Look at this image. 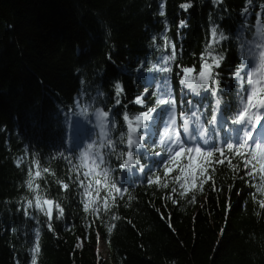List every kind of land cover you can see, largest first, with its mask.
I'll return each mask as SVG.
<instances>
[{"label": "trees", "instance_id": "trees-1", "mask_svg": "<svg viewBox=\"0 0 264 264\" xmlns=\"http://www.w3.org/2000/svg\"><path fill=\"white\" fill-rule=\"evenodd\" d=\"M262 27L264 0H0V264H31L37 233V264H264V209L258 202L264 191H257L264 173L257 161L245 168V156L226 149L236 143L231 130L238 126L231 120L248 87L234 73L248 47L259 42L256 30ZM213 28L227 39L213 44ZM210 44L213 54L224 57L214 69L216 96L181 84L183 69L199 72L202 55L211 63ZM172 45L175 59L165 65ZM164 66L171 70H158ZM165 85L175 100L177 125L183 114L190 128L198 122L208 130L207 143L184 137L187 146L224 148V156L193 153L189 161L185 154L166 175L167 146L159 139L172 109L161 106L152 131L136 133L145 144L131 149L139 163L122 169L129 150L124 116L156 107ZM137 97L144 103L137 104ZM78 108L87 122L81 146L69 128ZM97 110L109 112L106 135L91 120ZM213 115L216 122L209 123ZM108 139L113 148H100ZM89 143L103 156L100 168L82 158ZM201 168L207 171L201 174ZM102 169L122 189L119 195L103 182ZM157 176L159 184L150 185ZM180 184L189 189L183 197ZM37 197L44 212L35 207ZM45 199L53 201L51 219ZM98 237L109 249L106 261L95 252Z\"/></svg>", "mask_w": 264, "mask_h": 264}, {"label": "snow or ice", "instance_id": "snow-or-ice-1", "mask_svg": "<svg viewBox=\"0 0 264 264\" xmlns=\"http://www.w3.org/2000/svg\"><path fill=\"white\" fill-rule=\"evenodd\" d=\"M182 8L187 10L190 7L189 4L181 5ZM160 15L163 16V5H161V12ZM181 26H184V21H181ZM211 34L213 37V44H218L221 41L227 39V37L220 33L217 28H213L211 30ZM256 35L259 39V42H253L244 53V59L242 61V65L237 71L234 73V77L241 82L242 85L246 84L248 87L244 89L243 95V105L242 108L238 111V113L234 116L231 120V123L237 125L236 129H232L231 131L236 134V143H227L226 149L228 152H233L236 155H243L245 156L244 160V167L247 168L252 161H257L260 166V173H264V140L258 139L254 134L257 132L258 128H264V125H261V120L264 119V27L258 28L256 30ZM155 37H153V42L155 43ZM165 41L167 42V37H164ZM213 44H210L208 47V57L211 58V63L209 60L206 59L202 55V59H204V63L201 66L199 72L195 75H191L193 73V69H183L184 77L181 79V84L184 85L187 89L191 90L192 92L199 94L200 90L211 92L213 96L217 95L216 89L214 85L216 84V76L218 73L214 71L215 68H219L221 62L223 61L224 57L222 55L213 54L214 48ZM173 51L170 56H165L164 64L167 65L170 61L175 59V46L172 45ZM247 69V71H245ZM159 71L168 72L171 69L167 66L160 67ZM116 88V95L119 96L123 92L122 86L117 83L115 85ZM147 92V89H145ZM137 104L144 103V97H137L136 101ZM117 103H120L117 100ZM161 106H169L172 111L169 112L168 121L165 124L164 130L160 133L159 144L162 146H167L166 151L168 153V158L164 163L165 166V174L172 172L173 169L170 167L173 163L179 165L180 158L187 154V158L189 161L193 159V153H198L201 156L211 158L214 153H220L223 157L225 153L224 148H213L212 150H203L200 146H187L184 137H188L190 139H197V137L204 140V143H207V136L208 130L202 129L198 122L194 128H190V124L192 123L189 118L184 117L181 114V119L183 123L179 126L177 125V116L175 114V100L171 97L170 90L165 85L157 95L156 98V107H150L147 111L141 113L134 118H129L126 114L124 116L125 121L128 122V135H127V146L128 151L123 155L126 156V159L123 160V163L120 165L122 169H131L133 165L138 164L139 161L134 158L133 153L131 151L132 148L136 149H144L145 144L142 143L144 141L143 135H136V133L140 129H148L150 127V121L153 119L155 113H157V109ZM220 100H216V107L219 109ZM193 117L196 116V113L192 114ZM109 118L108 111H96V119L100 123L102 130L104 129L105 121ZM216 116L213 115L212 121L209 123L216 122ZM198 120V118H197ZM115 126V125H113ZM242 133V134H241ZM102 135H106L103 133ZM249 142H252L251 144ZM248 147L247 153H243L241 150L245 147ZM100 148H113V142L111 139L107 140V143H101L99 145ZM82 158L85 161H91L97 168H100V165L104 163L102 154L96 150L93 143H89L87 148L84 152H82ZM154 155L161 156L162 152H155ZM250 158V159H249ZM223 160H217L216 163H223ZM206 164L211 163V160H206ZM230 163V161H229ZM189 169H192V165H187ZM181 172L184 171L183 168L179 169ZM47 171V170H45ZM140 171H143V167L140 168ZM201 174L205 173L207 169L201 168ZM253 171H255V165H253ZM247 175L251 176L253 174L252 171L247 172ZM38 175V173H37ZM88 175V173H85ZM99 175L102 176L103 182L108 186V189L114 192L116 195H119L121 192V188L117 187L116 183H113L109 180V170H101ZM160 177L157 176L155 180L149 179L148 183L151 185L152 183L159 184ZM181 179L180 176H176L175 180L179 182ZM208 179H212L209 175ZM262 182V187L258 188L257 191H264V175L260 177ZM97 184L101 183V180L96 181ZM163 187H167V184H163ZM203 182L200 184V189L202 190ZM29 189H32V180L29 179L28 181ZM65 187H67L65 185ZM180 187L184 189V191L180 192L179 195L181 197L188 194L189 189L184 187V184H180ZM192 189H197V184H192ZM126 191V189H124ZM172 192H176V188L172 189ZM116 195L112 196L113 202L116 199ZM255 199V196L253 197ZM40 197L36 198L35 207L39 210L44 212V208L40 203ZM195 201V195L192 196V202ZM44 204L51 205L53 201L45 199L43 201ZM173 203H176L174 200ZM28 206L31 208L33 206L32 201H28ZM59 207V205H57ZM107 208V205L105 206ZM259 207L264 209V200L259 201ZM85 211L89 210V205L85 203L84 205ZM96 209H93L95 211ZM27 215V211H25ZM62 214V212H61ZM45 215L49 216L51 219V209L45 212ZM114 219H118V217H114ZM109 232L112 231V228L108 229ZM39 233H37V243L32 248V258L31 264H37V257L40 253V246H39Z\"/></svg>", "mask_w": 264, "mask_h": 264}, {"label": "rangeland", "instance_id": "rangeland-1", "mask_svg": "<svg viewBox=\"0 0 264 264\" xmlns=\"http://www.w3.org/2000/svg\"><path fill=\"white\" fill-rule=\"evenodd\" d=\"M78 110H79V112H78V114L77 115H75V116H73L72 117V119H70V121H69V123H70V126H69V128L71 127V129L73 130L72 132H71V134H72V136H73V138H74V142L78 145V146H81L82 144H83V139H82V137L80 136L81 134H80V130H82L84 127H85V125L87 124V122H86V124H85V121L83 120V118L81 119V115H80V111H81V109H79L78 108ZM82 114V113H81ZM91 120H92V122H93V125L96 127V128H98V130L101 132V134H102V131L104 132V129L102 130V128H101V125H100V123L97 121V119H96V111L93 113V115L91 116ZM264 120V119H263ZM156 121V116L154 115L153 116V119L150 121V127L147 129V133L148 132H151L152 130H151V125L154 123ZM264 130V129H263ZM262 130V131H263ZM262 131H258L257 130V132H262ZM256 132V133H257ZM255 133V134H256ZM254 134V135H255ZM261 195V197L258 199V202L260 201V200H264V193L263 194H260ZM44 205V204H43ZM95 252H96V254L97 255H99V256H101V258L103 259V260H107V259H109V249H108V247H107V245L105 244V242H104V240L102 239V238H100V237H98L97 238V245H96V250H95Z\"/></svg>", "mask_w": 264, "mask_h": 264}, {"label": "water", "instance_id": "water-1", "mask_svg": "<svg viewBox=\"0 0 264 264\" xmlns=\"http://www.w3.org/2000/svg\"><path fill=\"white\" fill-rule=\"evenodd\" d=\"M44 207H45L46 212L49 210V208L51 209V216H52L53 208L51 207V205L44 204Z\"/></svg>", "mask_w": 264, "mask_h": 264}]
</instances>
